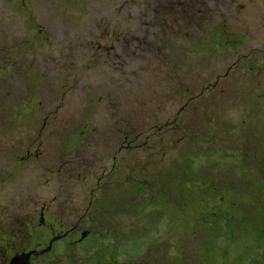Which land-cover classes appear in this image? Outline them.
<instances>
[{
  "label": "rangeland",
  "instance_id": "rangeland-1",
  "mask_svg": "<svg viewBox=\"0 0 264 264\" xmlns=\"http://www.w3.org/2000/svg\"><path fill=\"white\" fill-rule=\"evenodd\" d=\"M0 47V206L29 185L113 264H264V0H0Z\"/></svg>",
  "mask_w": 264,
  "mask_h": 264
},
{
  "label": "flooded vegetation",
  "instance_id": "flooded-vegetation-1",
  "mask_svg": "<svg viewBox=\"0 0 264 264\" xmlns=\"http://www.w3.org/2000/svg\"><path fill=\"white\" fill-rule=\"evenodd\" d=\"M30 19V16L28 17ZM33 27V25H32ZM2 52L0 47V53ZM13 64L12 63H5L3 65H0V73H3L4 71H12ZM14 106L17 105L14 103ZM85 130H87L86 127H82ZM82 128H80V133L82 135L83 131ZM94 129L93 127H91ZM43 127L41 128V130ZM86 133V132H85ZM87 135V133H86ZM129 138V132L124 134L123 141L119 147H123L125 145L126 140ZM69 138H66V141ZM88 135L85 144H87L88 141ZM64 142V146L67 148L69 146V143ZM84 144V143H83ZM77 146V145H76ZM68 147L69 149L72 148ZM38 155V153H37ZM9 156L16 157L13 152L9 154ZM36 156V153H31L29 150L26 151V153L22 156L24 160H28L29 158L32 159ZM70 161L65 160V162ZM68 169H72L71 166H68ZM47 173H53V167L52 166H45L44 171ZM0 184H6L0 180ZM21 184H35L34 180H29L27 182L21 183ZM171 184H177L174 181H172ZM11 187L14 188V190L11 193V196L7 199L6 206H0V264H9L10 260L21 253L28 252L32 249L39 250L47 246L50 238L54 236H59L55 240H53L51 248L47 251H44L39 254L31 253L28 257V263L27 264H49L51 261H53V251L55 248V243L58 240L66 239L68 240L67 244L65 245V251L67 252H73L74 255L67 258L70 262H73L74 259L77 258L76 252H78L79 258H81L84 262V264H113L114 261H116L118 256L112 255L109 252L110 248V242L111 239L115 236H112L110 234V230L102 229L103 232L108 233V237H101L100 230L95 229L90 238L87 240L88 244L84 246H78L76 245L78 242H81L84 239H87L89 230H81L79 234H77V229H75L74 225L71 228H67L63 231H55L54 225L50 224L49 227L46 226V202L47 200H42L39 202L40 199H36L34 197L33 190L29 189L28 185V191L24 197H20L19 191H18V182H11ZM142 187V186H141ZM138 185V190L141 191V188ZM165 205H173L178 204L176 201L171 200V202H164ZM1 205V203H0ZM29 205H31V208L29 209ZM36 205V207H35ZM174 206V205H173ZM31 210V212L29 211ZM37 216V217H36ZM78 220V219H77ZM44 227L47 228L49 232V238L46 241H37L33 243L32 245L28 244V241L32 235L36 231L35 229ZM226 230H224L225 233ZM32 232V233H31ZM85 233L82 235V233ZM47 236V237H48ZM119 236V235H117ZM105 241H107V246L104 245ZM93 244H95V249L92 252H89L88 249L92 248ZM125 246V244H124ZM123 246V248H124ZM81 249V251H80ZM74 250V251H73ZM122 254H127V250L124 248V251ZM121 255V254H120Z\"/></svg>",
  "mask_w": 264,
  "mask_h": 264
},
{
  "label": "trees",
  "instance_id": "trees-1",
  "mask_svg": "<svg viewBox=\"0 0 264 264\" xmlns=\"http://www.w3.org/2000/svg\"><path fill=\"white\" fill-rule=\"evenodd\" d=\"M210 213H211V215H213L212 211H210ZM223 217H225V222L228 225L227 228L229 231L238 230L240 228V226H244L245 223L247 222L244 220V217H241V215H239L237 210H234L232 213H229L225 216H221V215L212 216L210 223L216 224V221L218 222V221H220V219L223 220ZM235 220H237V223H235V225L237 224L239 227H235V225H234ZM239 221L241 222V225L239 224ZM262 232L264 233V231H262ZM258 237L264 238V236H262L261 232H259Z\"/></svg>",
  "mask_w": 264,
  "mask_h": 264
},
{
  "label": "water",
  "instance_id": "water-1",
  "mask_svg": "<svg viewBox=\"0 0 264 264\" xmlns=\"http://www.w3.org/2000/svg\"><path fill=\"white\" fill-rule=\"evenodd\" d=\"M84 234H85V233L83 232L82 235H84ZM58 237H59V236H54V237L50 238V240H49L47 246H45V247L42 248V249H39V250L32 249V250H30V251H28V252L21 253V254H19V255L14 256V257L10 260L9 264H27V263H28V257H29V255H30L31 253L39 254V253H42V252H44V251L49 250V249L51 248V245H52L53 240H55V239L58 238Z\"/></svg>",
  "mask_w": 264,
  "mask_h": 264
}]
</instances>
